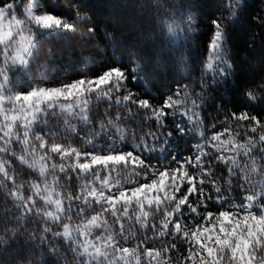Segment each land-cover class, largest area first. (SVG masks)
<instances>
[{
  "label": "snow or ice",
  "instance_id": "obj_1",
  "mask_svg": "<svg viewBox=\"0 0 264 264\" xmlns=\"http://www.w3.org/2000/svg\"><path fill=\"white\" fill-rule=\"evenodd\" d=\"M225 6L227 15L212 21L213 32L204 61V73L213 78L226 76L231 68L226 29L237 15L239 0H225ZM20 7L16 0L0 3V177L4 181L0 189L11 182L12 187L4 196L15 209L8 216L11 209L4 208L5 219L17 224L33 215L43 219L42 232L61 238L73 254L74 264H172L170 253L176 248L175 243L156 248L148 247L146 242L177 235L190 245L182 264H264V163L260 162L264 157L253 154L256 150L264 153V122L247 111L233 112V120L249 122L243 141L238 139V131L233 133L231 126L207 138L200 130L197 133L200 140L193 145L194 157L177 159L173 155L176 167H153L140 153L154 151L149 141L159 140L160 136L152 131L141 135L129 132L121 123L119 111L115 117L105 113L104 119L93 125L90 117L93 100H108L110 106L112 103L135 104L149 110L150 118L161 128L164 118L171 114L167 110L178 109L192 127H200L203 121L197 109L201 105L191 98L193 93L187 90L188 85L183 86V91L167 96L163 106L153 107L148 99L137 100L135 94L126 89L130 74L134 80L138 79L136 72L140 67L137 64L131 70L126 66L111 67L98 76H81L59 86L30 83L28 90L22 91L14 83L13 73L27 70L36 61L42 40L58 39L75 26L66 18L43 10L41 0H27L18 16ZM167 30L176 35V28L171 24ZM33 78L43 80L39 68ZM122 89L126 94L119 95ZM246 95L255 99L251 91ZM59 114H66L64 123L68 131L76 133L69 118L78 119L86 128L81 136L86 149L72 142H50L57 133L45 130L44 126L50 116ZM177 128L181 134L186 131L179 124ZM249 132L257 135H248ZM129 135L138 141L134 150L117 149L115 141H123ZM171 135L169 132L168 136ZM101 136L109 142L106 148L97 144ZM14 146H18L19 151ZM209 148L218 153L215 161L227 166L224 177L227 188L223 191L218 183L220 177L213 178V161L207 159L211 155ZM6 157L15 158L37 173L38 179L17 183L19 174ZM54 157H58L59 162ZM189 167L195 171L190 172ZM69 170L77 178H83L75 193L61 183L60 174L72 180ZM237 176L241 178L240 190L244 193L239 201L229 199L233 179ZM133 177H142L145 182L138 183ZM185 184L186 191L179 195ZM205 184L212 185L214 198L206 191ZM190 196H198V203L193 204ZM213 199L220 205L218 212H204L199 223L184 220L185 206L192 214L200 216L198 209H206L207 201ZM74 201L78 202V211L73 208ZM133 221L144 229H148L152 221L155 235L148 237L145 233L144 238L139 239L133 231ZM51 225L60 230L54 231ZM113 225H118L119 230ZM15 234V228L0 229V245L7 244ZM136 240L139 242L130 243ZM49 250L54 254L59 251L55 245ZM25 264H33V261L26 257Z\"/></svg>",
  "mask_w": 264,
  "mask_h": 264
},
{
  "label": "trees",
  "instance_id": "obj_2",
  "mask_svg": "<svg viewBox=\"0 0 264 264\" xmlns=\"http://www.w3.org/2000/svg\"><path fill=\"white\" fill-rule=\"evenodd\" d=\"M2 2L4 0H0V3ZM16 2L21 6L17 11H22L27 0ZM41 3L45 11L66 18L75 28L73 31L63 32L58 39L42 40L36 61L27 70H17L13 73V81L20 90H28L30 83L49 85L50 81L55 84L63 79L74 81L81 76L92 78L111 67L126 66L131 70L137 64L140 67L136 72L138 79L134 80L130 74L126 89L133 92L137 100L148 99L153 107L163 106L167 96L177 90L183 91V86L188 85L187 90L193 93L191 98L197 99L201 105L197 109L203 121L200 127H192L178 109L167 110L171 114L164 118V127L161 128L150 118L149 110L139 108L135 104L112 103L110 106L108 100H93L90 112L93 125L104 119L105 113L115 117L119 111L121 123L128 127L129 132L135 131L137 135H141L152 131L160 136L159 140L149 141L153 144L154 151L140 153L153 167H176V162L172 160L173 155L177 159L194 157L193 145L200 140L197 134L200 130L205 132L207 138L212 133L231 126L233 133L238 131V139L243 141L249 122L233 120V112L239 114L247 111L264 122V0H239L237 15L227 24L226 29L227 58L231 68L226 76L215 78L204 73V61L213 32L212 21L227 15L225 0H41ZM169 24L176 28V35L168 32ZM38 68L43 73V80L33 78ZM46 70L49 71L48 74ZM249 91L253 92L255 99L246 95ZM124 94L126 91L122 89L119 95ZM129 108L131 112L127 111ZM65 118L66 114L48 118L45 130L57 133L50 138V142H72L75 146L86 149L87 146L81 141L86 128L78 119L69 118V122L76 127V133H72L64 123ZM177 124L186 129L183 134L179 132ZM213 125L215 127H212ZM169 132L171 136H168ZM248 135L257 134L249 132ZM137 142L129 135L123 141L117 139L115 144L117 149L129 151L134 150ZM108 143L104 136L97 140V144L105 148ZM14 147L19 151L18 146ZM207 150L211 153L207 159L213 161L215 170L213 178L220 177L218 183L223 191L227 188L224 183L227 166L215 161L218 153L210 148ZM253 154L264 157V153L258 150ZM6 158L11 160L12 168L19 174L17 183L38 179L37 173L21 165L15 158ZM54 159L59 162L58 157ZM260 162L264 163V160ZM205 166L207 167V164ZM189 171L195 170L189 167ZM69 175L72 176L71 181L64 174H60L61 183L68 191L75 193L79 190L83 178H77L71 170ZM133 178L138 183L145 182L142 177ZM151 178L149 176V179ZM113 179H116L115 175ZM241 182L239 176L233 179V190L229 199H242L244 193L240 190ZM0 183H4L2 177ZM11 187V182H8L6 188L0 189V229L5 226L15 228L16 234L7 244L0 245V264H25L26 257L31 259L33 264H74V257L68 251V245L52 233L42 232L45 223L43 219L33 215L29 219L20 220L18 224L5 219L4 208L11 209L7 213L8 216L15 211L12 202L4 196ZM204 187L214 198L216 193L212 185L205 184ZM186 189L185 184L179 195H183ZM28 194L25 187V195ZM189 199L196 204L199 197L190 196ZM77 204L78 202L74 201L73 208L78 211ZM207 205L206 209H198L200 216L192 214L185 206L184 212L187 214L184 220L199 223L204 212L220 210V205L215 199L208 200ZM75 222L79 223V220L76 219ZM151 223L152 221H149L148 229H144L135 221L132 222L133 231L139 239H143L145 233L148 237L155 235ZM51 226L54 231L60 230L55 225ZM125 226L128 227L127 221ZM113 227L119 230L118 225ZM169 230L171 231V225ZM138 242L139 240L130 243ZM146 243L148 247L156 248L162 244L175 243L176 248L170 253L172 264H182L190 246L180 235L149 239ZM52 245L59 250L55 254L49 250Z\"/></svg>",
  "mask_w": 264,
  "mask_h": 264
},
{
  "label": "rangeland",
  "instance_id": "obj_3",
  "mask_svg": "<svg viewBox=\"0 0 264 264\" xmlns=\"http://www.w3.org/2000/svg\"><path fill=\"white\" fill-rule=\"evenodd\" d=\"M44 10V9H43ZM22 14V11H20V10H18L17 11V15L18 16H20ZM82 43V42H81ZM88 44V43H87ZM87 44H85L86 46H87ZM50 52V51H49ZM61 54L62 53H60L59 54V56H61ZM66 70V69H65ZM47 71V74H48V70H46ZM70 82H72V81H68L67 79H63L60 83H55V84H53L51 81L49 82V85L47 84L46 86H49V87H52V86H59V85H61V84H63V83H70Z\"/></svg>",
  "mask_w": 264,
  "mask_h": 264
}]
</instances>
